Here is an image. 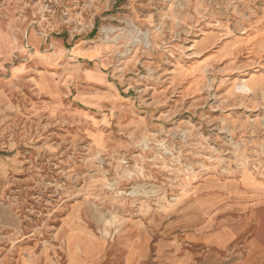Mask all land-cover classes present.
<instances>
[{
    "label": "rangeland",
    "instance_id": "obj_1",
    "mask_svg": "<svg viewBox=\"0 0 264 264\" xmlns=\"http://www.w3.org/2000/svg\"><path fill=\"white\" fill-rule=\"evenodd\" d=\"M0 264H264V0H0Z\"/></svg>",
    "mask_w": 264,
    "mask_h": 264
},
{
    "label": "crops",
    "instance_id": "obj_2",
    "mask_svg": "<svg viewBox=\"0 0 264 264\" xmlns=\"http://www.w3.org/2000/svg\"><path fill=\"white\" fill-rule=\"evenodd\" d=\"M53 44H55V46H58V43L54 42Z\"/></svg>",
    "mask_w": 264,
    "mask_h": 264
}]
</instances>
